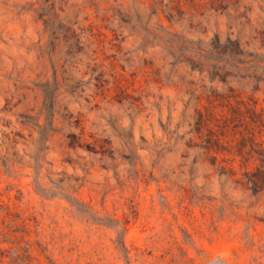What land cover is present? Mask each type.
I'll list each match as a JSON object with an SVG mask.
<instances>
[{
    "label": "rangeland",
    "instance_id": "obj_1",
    "mask_svg": "<svg viewBox=\"0 0 264 264\" xmlns=\"http://www.w3.org/2000/svg\"><path fill=\"white\" fill-rule=\"evenodd\" d=\"M0 264H264V0H0Z\"/></svg>",
    "mask_w": 264,
    "mask_h": 264
}]
</instances>
